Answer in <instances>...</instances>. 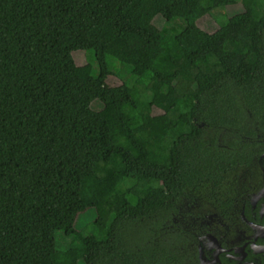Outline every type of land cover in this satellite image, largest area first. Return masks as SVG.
Masks as SVG:
<instances>
[{
    "label": "trees",
    "instance_id": "obj_1",
    "mask_svg": "<svg viewBox=\"0 0 264 264\" xmlns=\"http://www.w3.org/2000/svg\"><path fill=\"white\" fill-rule=\"evenodd\" d=\"M261 132L264 0H0V264H188Z\"/></svg>",
    "mask_w": 264,
    "mask_h": 264
},
{
    "label": "flooded vegetation",
    "instance_id": "obj_2",
    "mask_svg": "<svg viewBox=\"0 0 264 264\" xmlns=\"http://www.w3.org/2000/svg\"><path fill=\"white\" fill-rule=\"evenodd\" d=\"M257 140L263 151L235 182L236 194L218 196L217 206L192 201L181 215L196 238L188 264H264V132Z\"/></svg>",
    "mask_w": 264,
    "mask_h": 264
},
{
    "label": "rangeland",
    "instance_id": "obj_3",
    "mask_svg": "<svg viewBox=\"0 0 264 264\" xmlns=\"http://www.w3.org/2000/svg\"><path fill=\"white\" fill-rule=\"evenodd\" d=\"M241 10L240 3L234 5V6H229L226 7V13L230 15L232 12H239ZM196 26V25H195ZM207 29H210V25L207 23L205 25ZM207 36V30L203 31L201 30L198 26L196 27H191L189 30H187L185 33L179 36V40L185 47L186 51L191 50L193 47H195L198 43L202 42V40L205 39ZM78 51H75L74 54H76ZM117 65V64H116ZM95 108L100 109L101 105L98 102L94 103ZM101 110H103V113L106 115V117L110 121H115V110L114 107H104ZM95 219V211L94 209H89L87 212H84L81 214L79 217V226L81 228H85L87 230L90 229L91 227V221ZM80 264H84L81 262Z\"/></svg>",
    "mask_w": 264,
    "mask_h": 264
}]
</instances>
